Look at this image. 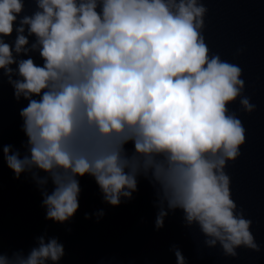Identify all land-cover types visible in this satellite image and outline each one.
Segmentation results:
<instances>
[{
    "label": "clouds",
    "instance_id": "9594fccd",
    "mask_svg": "<svg viewBox=\"0 0 264 264\" xmlns=\"http://www.w3.org/2000/svg\"><path fill=\"white\" fill-rule=\"evenodd\" d=\"M208 11L204 0H0V87L26 101L20 146L3 143L0 129V167L35 186L46 221L74 220L86 176L110 207L133 200L145 181L155 230L180 212L224 256L261 251L226 171L247 139L228 106L256 105L243 69L206 43ZM34 241L9 255L0 238V264H60L66 255L47 229ZM169 251L189 264L178 244Z\"/></svg>",
    "mask_w": 264,
    "mask_h": 264
},
{
    "label": "water",
    "instance_id": "95a60500",
    "mask_svg": "<svg viewBox=\"0 0 264 264\" xmlns=\"http://www.w3.org/2000/svg\"><path fill=\"white\" fill-rule=\"evenodd\" d=\"M209 9L205 18L206 43L221 58L243 69L244 95L256 105L255 111L241 110L239 100L230 104L246 129V143L235 162L226 171L231 177L232 198L252 219L253 232L260 252L239 248L237 257H227L219 245L208 248L198 228H186L177 212L165 220L159 231L154 228L156 209L152 205L151 187L141 181L134 199L119 207L101 202L98 188L89 177L81 180L80 209L68 225L44 219L41 196L35 186L23 176L13 179V173L0 167V238L3 251L11 255L34 245V237L47 229L50 236H59L66 255L60 264H175L169 251L178 244L189 264H264V0H204ZM35 5L26 3L25 13ZM15 33L9 38L13 40ZM244 52L236 56L238 49ZM37 63H40L37 57ZM26 101L17 103L11 87H0V129L3 143L17 147L25 139L20 130L18 110ZM104 208L106 215L84 219V213ZM71 228V232L66 229Z\"/></svg>",
    "mask_w": 264,
    "mask_h": 264
}]
</instances>
